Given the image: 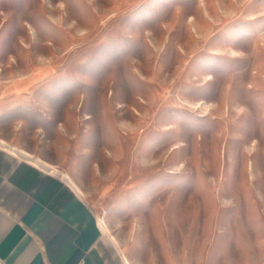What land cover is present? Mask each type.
Listing matches in <instances>:
<instances>
[{"label": "rangeland", "instance_id": "374dc122", "mask_svg": "<svg viewBox=\"0 0 264 264\" xmlns=\"http://www.w3.org/2000/svg\"><path fill=\"white\" fill-rule=\"evenodd\" d=\"M0 136L132 264H264V0H0Z\"/></svg>", "mask_w": 264, "mask_h": 264}, {"label": "crops", "instance_id": "0c3cea01", "mask_svg": "<svg viewBox=\"0 0 264 264\" xmlns=\"http://www.w3.org/2000/svg\"><path fill=\"white\" fill-rule=\"evenodd\" d=\"M13 148L0 136V264H127L82 195Z\"/></svg>", "mask_w": 264, "mask_h": 264}, {"label": "bare ground", "instance_id": "6f19581e", "mask_svg": "<svg viewBox=\"0 0 264 264\" xmlns=\"http://www.w3.org/2000/svg\"><path fill=\"white\" fill-rule=\"evenodd\" d=\"M2 143L4 145H8L6 142L2 141ZM13 151L16 152L17 154L21 155L22 157L26 158V159H31L34 160V163L37 164L40 167H43L45 169L51 170L52 172L62 175L68 182L69 184L80 194L83 195V191H81L80 187L74 182V180L72 179V177L66 173H63L60 171V169L54 165H51L41 159H37L36 157L34 158L32 155H30L28 152L24 151V150H20L18 148H13ZM98 224L100 225V227L106 232L109 233L112 236V240L116 243L117 247H119V243L117 241V239L111 234V231L109 229V227L107 226V223L104 219L99 218L98 219ZM123 257V256H122ZM125 258V262L127 264H130L127 256H124Z\"/></svg>", "mask_w": 264, "mask_h": 264}]
</instances>
